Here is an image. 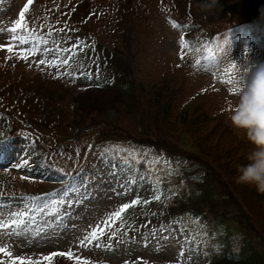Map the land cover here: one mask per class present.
Returning <instances> with one entry per match:
<instances>
[{
	"label": "rangeland",
	"instance_id": "rangeland-1",
	"mask_svg": "<svg viewBox=\"0 0 264 264\" xmlns=\"http://www.w3.org/2000/svg\"><path fill=\"white\" fill-rule=\"evenodd\" d=\"M59 1L32 0L29 4V0H0V45H13L12 51L0 48V66H2L0 77L10 78L11 75L24 73L27 80L34 83L32 86L42 94L41 98L46 99L45 94H50L51 101H60L59 107H67L62 117L69 125L75 117L74 112L79 119L84 120L81 133L92 135L91 133L101 132L104 128H111L113 136L117 138L106 139L111 148L134 149L138 153L146 152L149 157L166 158L170 161L171 170L161 168L153 173L143 172L140 168L137 182L134 185H127L126 195L117 196V192H125L123 186L129 180L128 169L121 160L118 158L109 160L102 156L93 143L94 139H89L87 135H78L80 137L77 140H72L73 128L56 125L53 127L55 134L52 135H56L60 142H54L53 136H50L48 138L51 142L47 148L52 155L60 159L63 171L49 166L46 170L47 182L43 183L41 180L44 178L40 179L24 168L21 156L22 146L7 139L4 143L5 151L0 152L2 186H12L15 192L26 189L42 190L52 186L56 192L43 197L46 209L43 212L38 211L34 227L29 225L28 229L18 236L0 235V242L8 247L14 256L34 259H40L51 252L71 249L74 255L90 260L92 264H125V261L128 264H213L214 256L219 252L220 243L217 244L213 239L215 233H209L202 223L190 217L173 218L164 225L145 228L135 234L132 229L136 227V224L127 222L122 216L114 225L105 229L103 237L99 240L100 247H96L95 242L85 247L79 244V239L85 235L86 231H91V227L97 223L102 224L107 213L118 210L120 205L136 199L137 196L148 201H155L156 204L172 200L175 180L174 165L171 160L175 158L185 164L186 161L180 157L183 156L205 162L201 154L207 160V165L190 160L191 170L197 176L200 172L207 173L205 181L194 183L192 186L186 179H183L184 184L181 183L186 193H192L194 189H200V187L204 190L205 197L202 196L200 200L195 193L191 194L190 200L198 204L194 210L203 212L206 216L213 213L217 223L228 229L229 234L231 230L234 232L232 235L234 240L238 235L241 237L242 233H245V239L251 240L263 253L264 206L259 205L257 209H254L251 202L245 200L243 202V198L246 197L230 188L231 186L223 176L227 174L239 191L253 190L254 184L238 183L237 168H230L236 171L234 174L230 173V170L214 169L211 163L221 167L223 165L219 157L210 150L212 148L208 145L205 146L207 149L210 148L207 151L208 155L196 150L193 145L194 140L186 132L187 128L183 127L181 121H186L189 116L196 113H208L211 121L207 124L203 137L209 136L207 143L212 145L219 139L221 132H223L221 139L231 144L239 138L242 131L248 130L247 127L238 126L233 121V116L240 107L241 99L251 80L258 71L264 69V49H258L255 44L246 47L248 30L252 28L255 31L261 30L264 34V7L261 9L258 5L256 7L260 9L254 8L260 18L254 21L251 27L240 28L227 26L232 23L234 26L239 22L236 20L237 15L240 16L245 10L252 9L248 4L249 0H235L236 8L231 13L219 14L214 13V9L208 10L209 16L212 17L206 20L197 36L190 34L195 29L190 28L184 20L181 26L176 25L177 20L164 5L173 2L174 13L179 19L186 20L188 2L192 1L194 10L200 14L195 16L200 21L205 18V15L200 13L203 9V0H181L178 2L177 9L175 0H144V5H140L137 0H129L128 7L139 13L134 14L138 17L125 32L120 28L119 15L104 11V6L109 4L111 7L119 6V4L127 3V0H115V2L94 0L95 3L103 5L100 9L104 16L101 15L103 20L99 21L93 18L91 29H96L94 30L96 33L99 31L100 39L106 45L109 44V48L119 52L118 70L121 75L118 88L79 91L76 88L64 86L59 81H69L71 85L85 89L92 86L90 79L76 72L77 61L74 60L72 51L73 45L85 39L88 40L89 35H67L62 31L55 35L50 26L35 30L33 31L35 35L39 36L44 43L38 40L35 45L38 54H30L27 59H21L22 47L28 48L31 52L32 45L21 46L19 41L12 39V36H18L20 33L9 32V29L15 26V21L20 19V13L25 6L28 7V11L22 21L24 25L26 22L31 23L34 18L37 22L41 18L43 22L59 20L67 32L71 31V6L78 5L75 16L80 20L87 16L91 9L93 12L92 0H73L68 1L67 5H61L60 10L39 13V16L35 17L42 8L52 10L53 3ZM225 1L230 2V0ZM223 2L224 0H221L217 5ZM263 3L264 0L260 4ZM105 16L112 17L118 27L116 29L109 27L112 22L109 18H104ZM213 29L216 31L223 29L222 37L209 39L207 36ZM184 30L189 32L188 37L185 36ZM199 39L201 42H198ZM182 40H186V45L181 44ZM200 43L203 48L201 52L197 49ZM45 47L55 51L46 52ZM65 48H71L70 62L67 65L61 63L58 67L50 66L55 57L59 56L61 60L66 58L67 54L60 51ZM208 49L212 50L211 55ZM252 53L258 55V59L254 58ZM75 55L81 57L77 52ZM40 60L47 62L41 64ZM232 65H235V68ZM95 66L99 67V64ZM85 67H91L87 61ZM52 77H58V80H53ZM229 79L231 83L228 82ZM153 86L159 88L160 92L165 89L170 95L172 118L169 123L183 127L177 132H170L171 136H162L165 132L158 127L160 123L154 122L155 118L159 120L162 110L150 107ZM12 92H15V89ZM22 96L24 102L33 105L36 109L41 108L40 100L32 94V91L26 93L22 90ZM262 96H264V88H258V102ZM4 104V106L11 105L12 102L7 100V104ZM76 105V108L80 109L79 112L74 108ZM27 110L26 107V113L22 114L24 118L28 114ZM51 119H55V116H51ZM78 122L81 123V120ZM226 123L235 127L223 130ZM155 132L159 135L156 136ZM149 142L158 148L152 149ZM239 150L242 148L240 147ZM192 151L195 153L193 154ZM28 154L36 157L38 149L30 145ZM90 162L94 165L93 168L73 180L71 171ZM141 176L143 179L139 178ZM67 178L72 179L74 191L70 193L63 191L69 185L63 181ZM209 192H213L215 197H208ZM156 194L160 195L159 200L153 199ZM19 201V198L13 200L3 197L0 193V213H3L2 218L5 221L9 219L10 212L20 211ZM143 202L136 207L142 214H147L148 211ZM208 205H213L216 213L212 212ZM241 210H244V213H241ZM113 230L117 231L116 237H111ZM124 234L126 238H119ZM192 241L195 243L194 246ZM233 247H237L235 241ZM182 251L183 258L180 255ZM0 261L3 264H11V259L2 254H0ZM53 264H77V262L67 257L57 256Z\"/></svg>",
	"mask_w": 264,
	"mask_h": 264
},
{
	"label": "trees",
	"instance_id": "trees-1",
	"mask_svg": "<svg viewBox=\"0 0 264 264\" xmlns=\"http://www.w3.org/2000/svg\"><path fill=\"white\" fill-rule=\"evenodd\" d=\"M254 1L255 0H253L252 2ZM128 11L129 12L127 13V12H120L118 10L116 13L117 15L121 17L120 28L123 29V32H125L127 30V26L131 25V23H133V21L138 17V16H135L134 14L139 13V11H133L130 9ZM115 12H116V9H113V13ZM203 12L205 11L203 10ZM115 56H117L116 53H114V57ZM20 74L22 75V77H20ZM23 77L27 78L22 73L11 75L10 78L0 77L1 83H3L4 85L8 84L12 87V88L10 87L11 91L14 89H21L26 93L32 91V94L36 95L41 102V106H40L41 108L36 109L33 105L23 102L22 101L23 97H21L18 93H13L15 95H12V97L18 100L20 99L21 100V101L19 100L20 103L24 104V106L16 105L18 109L22 108L23 110H25L26 107L29 108L27 112L30 118L32 120H36V123L38 122V123L44 124V126L45 125L48 127H54L56 125L69 126L73 129H77L81 126L84 120L79 119L77 114H75V112H74L75 117L72 118L70 125L68 124L66 120H63L62 114H64V111L66 110L67 107H59L58 104L60 101H57V100L51 101L52 97L50 94H45L47 95L46 99L41 98L40 96L42 94L39 93L35 87L32 86L34 85V83L29 80H25ZM118 85L119 84L116 82L115 86L111 89L118 88ZM152 93H153V96L149 101L150 107L155 110L157 108L162 110L159 120H157L156 118L154 119V122L158 121V123H160L158 127H161L162 132H165L164 135L162 136H171L170 132H173V131L177 132L179 131V129H182L183 127L186 126L187 128L186 132H188L190 137L194 140V144L193 143L192 144L194 145V148L196 150H198L200 153L202 152L204 155H208L207 151L208 149H210V148L208 149L206 148L208 145L209 147L212 148L210 150H213L212 152L215 153V155L219 157V159L223 163L222 167L217 165L214 160L212 161L219 168H217V166L213 163L210 164L217 171L219 169H222L223 171L230 170V173L234 174L236 173V171H234L233 169H230L231 167H233V168H237L238 175H240L241 166H244L250 163L248 157L256 149V145L252 142L250 138L249 129L242 131V134L239 135V138L231 144L225 143L221 139V137L223 136V132L219 134V139L216 141L214 145L210 143L208 144L207 138L209 136L203 137V132L205 128L207 127V124L211 121L209 120L210 117L208 113H205V112L196 113L191 117L189 116L186 121L184 120L181 121V124L183 125V127L179 125H172L169 123V121L172 118L171 99H170L169 93H167L165 89L162 92H160L159 88L154 87V86H153ZM0 96L9 97L8 94L3 93V92H0ZM16 99H13V100H16ZM151 101L153 102L152 104H151ZM70 106H74V105L70 104ZM76 107L77 105L74 107L75 110L79 112L80 109ZM51 116L52 117L55 116V119H51ZM78 120H81V123L78 122ZM63 123L65 124L63 125ZM217 124H219V122ZM226 126L223 127V130H226V129L228 130V128H233L232 126L234 125L230 123L229 124L226 123ZM107 133L109 134V131H107ZM155 133H156V136L159 135L158 132H155ZM98 137L103 138L101 136H98ZM240 147L242 148V150H239ZM192 153L194 154L195 152L192 151ZM200 156L205 162L200 161L197 158H192V157L187 158L186 157V163L180 165L178 177L185 178L188 184L191 186L194 185V183L204 182L205 178L208 176L207 173H205V174H202L200 177L198 176L195 177L194 179L193 174L188 169L189 166L187 167L186 165L190 160H196V161L202 162L203 164L207 165L206 164L207 160L201 154ZM225 164H227V166H225ZM211 166L210 168L213 169ZM223 178L231 186V187L229 186L230 188H232L234 191H237L239 195L245 196L247 198V199L243 198V202L244 200L251 202L252 207L254 209H257V206L259 205L264 206V193L259 192L255 184H254L253 190L250 189L249 191H244L241 189V191H239V189L235 188L234 182L230 180L227 174L226 176H223ZM226 188L227 187H225V189ZM203 191L204 190L201 189L200 187V189H197V188L194 189L192 193H195V195L198 196L197 197L198 200H200V198H203L202 196L205 197V193H203ZM192 193H186L185 191L181 189H177L175 203L170 205L167 208L168 215L172 216V215L185 214L187 212H190L192 209H195V206H198V204L190 200V196ZM206 193L208 194V192ZM235 194L237 193L235 192ZM227 196H229V194H227ZM208 197L214 198L215 194L211 192L208 195ZM225 198H228V197H225ZM208 206L211 208L212 212L216 213V210L213 205H208ZM241 213H244V210H241ZM161 214L162 213H157L154 215V217L161 215ZM200 215L204 216L205 214L201 212ZM207 220L213 225H216V223L218 222L215 219L213 213H211L210 215L207 214ZM230 227L234 229L233 226H230ZM233 234L234 232L232 230H231V234H229L228 229H225V231L223 232V240H224L223 243L225 246V252L224 254H221L222 256L220 255V257L217 260H215L213 264H264V252L261 253L259 251L258 246L254 245V243L251 240L245 239L246 238L245 233H242L243 236L241 237L238 235L235 240L233 238H230V235H233ZM234 241L236 242L237 247H233ZM262 250H264V247L262 248Z\"/></svg>",
	"mask_w": 264,
	"mask_h": 264
},
{
	"label": "snow or ice",
	"instance_id": "snow-or-ice-1",
	"mask_svg": "<svg viewBox=\"0 0 264 264\" xmlns=\"http://www.w3.org/2000/svg\"><path fill=\"white\" fill-rule=\"evenodd\" d=\"M32 2V0H29V4ZM28 11V7L25 6L24 10L20 13V19L15 21V26L9 29V32L11 33H17L20 34L18 36L14 35L12 36L13 40H17L20 42L21 46L23 45H32L31 52L28 48L22 47V53H21V59H27L28 56L31 55H37V49L35 47L38 40L41 41V43H44V41L41 40L39 36H36L35 33L32 31L31 28H28L25 30L24 24L22 23L24 19L25 13ZM175 24V22H173ZM186 40H182L181 44L186 45ZM72 47L79 49V45H73ZM0 48H7L8 51L13 50V45L11 44H4L0 45ZM44 51H55V49H48L44 48ZM60 51L65 52L66 58L61 60L59 56L55 57L54 62L50 63V66L58 67L61 63H64L67 65L71 58H72V51L71 48H65L60 49ZM209 54H212V50L208 49ZM47 61L40 60L39 63L45 64ZM233 68H235V65H232ZM231 83V80L228 81ZM257 113L264 116V96H262L257 101V89H254V96L253 100L250 104H246V110L244 113H241V116L237 117V120H240L244 124H250L253 122L252 117L255 116ZM243 117V119H242ZM259 134V133H258ZM102 156L108 159L112 158H118L121 160V162L125 165V167L128 169L129 173V180L126 182V184L123 186L125 188L124 193L117 192L116 195H126L127 194V185L132 184L134 185L137 182V174L140 172L139 164L144 163L146 166V169H148L150 172H158L161 168L171 170L170 169V161L165 159H161L158 156L157 157H149L146 152L144 153H138L134 149H120L115 150L113 148H104L102 150ZM126 157V158H125ZM62 170V169H61ZM140 179H143V177H139ZM63 191L70 193L74 191L72 184L69 183L68 187L64 189ZM161 197L159 194H156L153 196V199L159 200ZM31 200H35L34 207L31 209L25 208L21 212H10L9 219L6 221L2 218L3 213H0V235H20L24 233L29 225L35 226L36 217L35 212L40 211L43 212L46 209V205L43 202L42 198H26ZM140 198L137 196L136 199L131 200L128 203H123L119 206V209L116 211H112L110 213L106 214L105 219L101 223H97L94 227H91V231H86L85 235L79 239V244L81 247H85L87 245L93 244L95 242L96 247H100L99 240L103 237L105 229L111 227L116 223V221L120 220L122 215L125 213L126 210L130 209L131 207L139 204ZM145 204L149 203V201L145 200ZM117 231L113 230L111 232V237H116ZM198 250V248H197ZM0 254L5 255L11 259V264H53L54 258L59 257H67L69 259L75 260L77 264H92V261L83 259L80 256H76L73 254L71 249L68 251H61V252H51L48 255H43L40 259H34L29 257H23V256H14L12 251L3 245L2 242H0ZM181 257L183 258L184 252H181ZM0 264H3L2 261H0ZM125 264H128L127 261H125Z\"/></svg>",
	"mask_w": 264,
	"mask_h": 264
},
{
	"label": "clouds",
	"instance_id": "clouds-1",
	"mask_svg": "<svg viewBox=\"0 0 264 264\" xmlns=\"http://www.w3.org/2000/svg\"><path fill=\"white\" fill-rule=\"evenodd\" d=\"M218 3L219 0H203L202 7L205 11H208L216 7ZM258 88H264V69L258 71L254 79L251 80L247 91L241 99L240 107L233 116V121L238 126L249 129L250 138L257 146L248 157L250 163L241 166L240 175L236 179L238 183L255 184L258 191L264 193V116L257 113L252 117L253 122L250 124H244L237 120V117L245 112L246 104L252 102L254 89Z\"/></svg>",
	"mask_w": 264,
	"mask_h": 264
}]
</instances>
